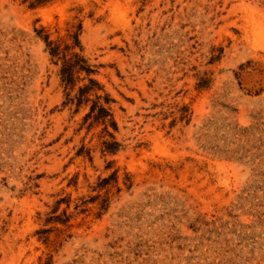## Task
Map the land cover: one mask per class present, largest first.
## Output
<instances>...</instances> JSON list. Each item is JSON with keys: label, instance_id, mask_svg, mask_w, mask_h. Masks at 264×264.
Masks as SVG:
<instances>
[{"label": "rangeland", "instance_id": "1", "mask_svg": "<svg viewBox=\"0 0 264 264\" xmlns=\"http://www.w3.org/2000/svg\"><path fill=\"white\" fill-rule=\"evenodd\" d=\"M0 264H264V0H0Z\"/></svg>", "mask_w": 264, "mask_h": 264}, {"label": "trees", "instance_id": "2", "mask_svg": "<svg viewBox=\"0 0 264 264\" xmlns=\"http://www.w3.org/2000/svg\"><path fill=\"white\" fill-rule=\"evenodd\" d=\"M78 37V36H77ZM76 37V38H77ZM78 42V41H77ZM57 51H58V49L57 48H55V49H52V55H56L57 54ZM89 72V71H88ZM66 73H67V75H69L70 74V71H66ZM70 76V75H69ZM105 113H107V111H104Z\"/></svg>", "mask_w": 264, "mask_h": 264}]
</instances>
